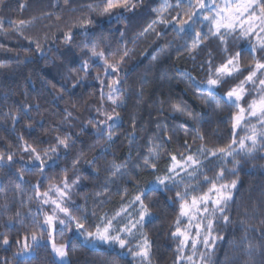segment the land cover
Wrapping results in <instances>:
<instances>
[{
    "label": "trees",
    "instance_id": "obj_1",
    "mask_svg": "<svg viewBox=\"0 0 264 264\" xmlns=\"http://www.w3.org/2000/svg\"><path fill=\"white\" fill-rule=\"evenodd\" d=\"M93 2L94 0H69L65 4V0H0V19L4 21L5 29L10 32L9 35L0 33V46H2L0 62L7 65L0 68V152H4L5 159L9 152L14 153L15 160L10 167H0V241L4 234H7L12 241L11 246H0V264H3L6 257L12 260V254L22 246L25 232H39V229L34 228L33 225L35 219L41 223L44 219L39 211L40 201L35 199L33 186L37 183L40 184V191L44 192L50 184L61 183L64 179V169H67L69 183L80 175V184L73 188L71 198L76 204L86 207L88 216L86 226H90L91 230L99 215L104 213L112 215L148 181L164 174L170 162L167 153H175L178 157L182 152L187 154L184 148L185 140L192 145L194 151L201 143L199 139L193 142L198 126L199 134L205 137L204 142L210 148L224 147L232 139L228 117L234 109L224 105L222 112H214V105L206 107L200 101L202 94L192 86L186 75H182L188 73L197 81H206L209 53L214 65H218L224 59V53L221 51L223 46L218 39L204 40L198 49L189 54L192 35L201 29L206 32V24L197 25L192 35L179 38L171 28L163 29V26L158 25L157 30L162 32L161 36L157 37L154 33H150L146 37L137 39L133 44L134 34L153 18L150 9L158 6L159 2V0H144L143 7L135 14L128 15L127 24L113 20L110 27L105 18L91 29V38L102 41L100 48L114 54L109 56L112 62L118 58V49L122 51L120 46L125 41L128 48L132 49L120 69L122 82L119 87L124 104L116 111L120 113L121 122L114 129L112 147L108 149L106 155L101 156L107 142L106 138H98L91 125H88L82 133L81 128L90 118L105 119L96 112L100 107L101 84L94 79L97 73L103 76V64L97 60L89 76L80 86L73 89L71 86L75 74L73 73L72 79L67 82L65 76L69 75L70 69L78 68L79 62L84 59L81 48L77 47L84 37L77 31L72 45L62 44V31H66L67 26L78 17L87 15L86 5ZM22 3L23 8H21ZM45 13H59L61 19L56 20L55 15L46 17ZM175 14V11L171 13V15ZM33 17L36 20L26 29L25 35L40 40L48 36L51 40L52 33L56 32L58 38L53 47L58 48V51L50 52L47 59H36L34 56L28 62L18 63V60L23 59L26 54L28 41L12 32L8 21H27ZM93 18L101 21L99 17L93 16ZM121 31L125 32L123 39L120 38ZM169 42L172 43V47L161 52V48ZM247 45V41L230 39L229 52L234 54L240 47ZM154 56L157 57L156 60H153ZM250 60L251 56L248 54L242 57L245 65ZM201 65L204 66L203 69ZM243 75H247V72ZM242 78L241 76L237 80H229L220 92L223 93ZM62 87L67 91L61 93ZM103 92L106 97L107 79ZM61 95L63 98H60ZM203 96L206 97L207 94L203 93ZM174 103L186 105V110L194 115L200 114L199 123L185 115L172 112L171 105ZM24 104L30 105L31 110L27 115L20 113L19 120L13 122L8 113L15 114ZM65 109L72 113L68 119H65ZM103 110L106 112L112 110V105L106 99ZM133 118L136 120L134 133L136 139L130 144L127 133L133 131ZM157 125L161 127L157 129ZM66 133L71 135L75 143L67 152L61 149L58 166H49L43 177L38 168L28 170L30 166H26L22 172L17 171L22 165L21 159L27 154L30 155L20 150L24 141L42 151L55 144L57 136L62 138ZM21 135L24 136V141L19 140ZM149 138H153V142L158 143L165 153L157 162V170L142 169L127 184L121 182L119 185H110V192L103 194L104 179L111 164L123 162L129 153L133 160L138 152L141 158L147 155ZM80 153H83V156L79 160L77 170L72 167V161ZM94 157L97 158L98 175L86 163ZM220 167L221 164L217 160H208L203 165L209 177H214ZM227 167H232L231 160ZM238 177L240 183L227 213L231 216L232 222L226 228L222 224L218 225V233L223 235L224 239L217 247L213 257L214 264H245L248 261L246 245L249 240L254 245L260 244L264 247V240L255 231L250 230L247 240L242 239L244 228L240 223L241 220L245 221L251 229L264 228L260 223L264 220V151L257 152L253 158H244L239 166ZM234 178L236 177L226 174L225 181ZM202 179L203 176L197 178V180ZM197 180H192L191 183L195 184ZM117 187L120 191H117ZM124 187L128 189L126 194L123 193ZM208 187V184H203L201 190H206ZM175 191L176 189L173 188L163 195L149 193L146 197V202L153 201L152 208L155 214V219L145 227L152 240V264H173L175 260L176 242L170 238L169 226L175 218L177 206L167 199L169 196H174ZM97 192L102 195L97 196ZM94 207L97 212L96 217L92 216ZM43 211H46V208H43ZM17 212L20 213L19 217L16 216ZM9 216L12 217L11 226H8ZM72 228L73 231L64 238L69 241V264H132L131 256L117 257L110 246L85 245L75 233L74 224ZM44 235L46 239L47 233L45 232ZM18 239L21 241L20 245L16 244ZM116 251L119 249L117 248ZM17 261L19 264H59L51 253L49 245H42L34 255L12 260V264H17ZM249 264H264V256L254 253Z\"/></svg>",
    "mask_w": 264,
    "mask_h": 264
},
{
    "label": "snow or ice",
    "instance_id": "obj_2",
    "mask_svg": "<svg viewBox=\"0 0 264 264\" xmlns=\"http://www.w3.org/2000/svg\"><path fill=\"white\" fill-rule=\"evenodd\" d=\"M68 2L69 0H65V4ZM143 6L144 0H94L93 3L86 5L87 15L78 17L67 26L66 31H62V44L65 46L73 44L77 31L84 37L77 45L81 48V55L84 56V59L79 62L78 68L70 69L69 75L65 76V82H67V80L72 79V74H75L71 86L73 89L80 86L89 76L93 64L97 60L103 64V76L97 73L94 79L101 84L100 107L96 109V112L98 115L104 116L105 119L90 118L81 128L82 133L88 125H91L98 138H106L107 142L101 156L106 155L108 149L112 147L114 129L121 122L120 113L116 111L124 104L119 87L122 82L120 69L132 49L128 48L127 41H125L120 46L122 51L118 49V58L112 62L109 60V56L114 54L100 48L102 41L91 38V29L105 18L110 27L113 20L127 24L128 15L135 14ZM23 7L24 4L22 3L21 8ZM173 11H175V15H171ZM150 12L153 14V18L134 34L133 44L136 43L137 39L146 37L150 33H154L157 37L161 36L162 32L157 30L158 25L163 26V29L171 28L179 38L192 35L197 25L206 24V32L201 29L192 35V43L188 48L189 54L198 49L204 40L218 39L220 45L223 46L221 51L224 53V59L218 65H214L211 53H209L206 81H197L188 73H182V75H186L192 86L202 94L200 101L206 107L214 105V112H222L224 105L234 109L228 117L231 123L232 139L224 147L210 148L204 142L205 137L199 134L198 126L193 142L199 139L201 143L194 151L192 145L185 140L184 148L187 154L182 152L178 157L175 153H167L170 162L164 174L148 181L127 203H122L121 207L112 215L106 213L99 215L91 230L90 226H86L88 221L86 207L76 204L71 198L73 188L80 184V175H77L69 183L67 169H64V179L61 183L50 184L44 192L40 191V184L37 183L33 187L35 199L40 201L39 211L43 214V223L38 219L33 221L34 228L39 229V232H25L24 243L12 254V260L34 255L42 245H50L51 253L56 261L59 264H69L67 259L69 241L64 238L73 231L72 225L74 224L75 233L83 237L88 245L110 246L117 257L131 256L132 264H152V240L145 231V227L152 219H155V214L152 208L153 201L148 200L146 202V197L149 193L163 195L174 188L176 189L175 195L167 197L170 203L177 206L175 218L169 226L170 238L176 242L174 249L176 256L173 264H214L213 257L219 243L224 239V236L218 233V225L222 224L226 228L232 222L231 216L227 213L235 199V191L240 183L239 166L244 158H253L257 152L264 151V55H261L264 54V0H174V2L173 0H159L158 6L152 7ZM44 15L46 17L55 15L56 20L61 19L59 13H45ZM93 16L101 18V21L94 19ZM35 20L36 18L33 17L27 21H8L11 31L28 41V48L25 49L26 54L23 59L18 60V63L28 62L34 56L36 59H47L50 52L58 51V48L53 47L58 38L56 32L52 33L51 40L48 36L40 40L25 35L26 29L31 27ZM58 31L60 30L58 29ZM0 33L10 34L9 30L5 29L2 19H0ZM124 35L125 32L121 31L120 38L123 39ZM230 39L247 41L248 45L240 47L238 51L231 54L228 47ZM46 45L48 46L46 47ZM170 47H172L171 42L165 44L161 48V52ZM245 54L251 56V60L246 65L242 62V57ZM156 59L157 57L154 56L153 60ZM6 66L5 63L0 62V68ZM203 67L201 65L202 69ZM244 72H247V75H243ZM113 76L116 78L112 79ZM241 76L242 79H238V82L232 84L223 93L220 92V89L229 80H237ZM105 79H107L108 88L106 97L103 92ZM66 91V88H61V93ZM203 93H206L207 96L204 97ZM249 96H252V99L248 100L245 106L244 101ZM60 98H63L62 95ZM105 99L112 105L111 112L103 110ZM30 110L31 106L24 104L17 109L15 114L9 112L8 115L13 122H17L20 113L27 115ZM171 111L185 115L199 123L200 114L194 115L187 111L186 105L174 103L171 105ZM65 113V119L72 115L67 109H65ZM251 121L255 122L250 123ZM132 125L133 131L127 133L130 144L136 139L134 135L135 118H133ZM160 127L157 125V129ZM240 129L244 130L245 135L237 139ZM55 139V144L41 151L24 141L23 135L19 136V140L24 141L20 150L30 153V155L29 159L17 171L22 172L26 166H30L28 170L38 168L43 177L49 166H58L57 161L60 158L61 149L67 152L75 141L67 133L62 138L57 136ZM148 143L147 155L142 158L138 152L135 160H133L131 153H129L123 162L111 164L104 179L103 194L110 192V185H119L121 182L127 184L142 169L157 170V162L165 153L158 143L153 142V138H149ZM82 156L83 153H80L72 161L74 169H77ZM96 159L94 157L86 163L98 175ZM208 160H217L221 164L220 170L216 172L214 177H209L203 168L204 163ZM229 160L232 164L230 168L227 167ZM14 163V153L9 152L5 159L4 152H0V167H10ZM226 174L236 178L225 181ZM200 176H203V179L197 180ZM192 180H197V182L193 184L191 183ZM203 184H208L209 187L206 190H201ZM117 191H120L119 187H117ZM127 191V187H124L123 193L126 194ZM96 195L100 196L102 193L97 192ZM100 203L102 204L103 201ZM44 206L51 207V212H44ZM96 215L97 212L94 207L92 216L96 217ZM16 216L19 217L20 213L17 212ZM8 221V226H11V216H9ZM240 223L244 228L242 239L247 240L251 230L257 232L260 238L264 240V228L251 229L245 221L241 220ZM260 223L264 225V220H261ZM25 227L27 228V225ZM45 232L47 233L46 245ZM11 243L9 236L4 234L0 246H11ZM16 244L20 245L21 241L16 240ZM117 248L119 251H116ZM246 252L248 261L245 264H249L254 253L264 256V247L260 244L254 245L249 240L246 245ZM12 260L6 257L3 264H12Z\"/></svg>",
    "mask_w": 264,
    "mask_h": 264
},
{
    "label": "rangeland",
    "instance_id": "obj_3",
    "mask_svg": "<svg viewBox=\"0 0 264 264\" xmlns=\"http://www.w3.org/2000/svg\"><path fill=\"white\" fill-rule=\"evenodd\" d=\"M252 99V96H249V97H247V99L244 101V104H245V106L247 105V102H248V100H251ZM255 121H251L250 123H254ZM243 135H245V132H244V130L243 129H240V130H238V135H237V139H239V137L240 136H243ZM27 155H29V154H27ZM24 156L23 157V159H21V162H22V164L24 163V162H26L28 159H29V156ZM230 161V160H229ZM218 162V161H217ZM220 163V162H219ZM44 208H46V211H44V212H48V213H50L51 212V207H49V206H44ZM78 235V234H77ZM78 237L81 239V241L85 244V245H87V246H89V247H94V246H92V245H88L85 241H84V239H83V237H81V236H79L78 235ZM24 243V240L22 241V244ZM45 243H47V238L45 239ZM96 246V245H95ZM49 247H50V245H49ZM50 249H51V247H50ZM31 256V255H30ZM54 256V255H53ZM55 258V257H54ZM56 259V258H55ZM67 259H68V261H69V256L67 257Z\"/></svg>",
    "mask_w": 264,
    "mask_h": 264
},
{
    "label": "water",
    "instance_id": "obj_4",
    "mask_svg": "<svg viewBox=\"0 0 264 264\" xmlns=\"http://www.w3.org/2000/svg\"><path fill=\"white\" fill-rule=\"evenodd\" d=\"M119 125V124H118Z\"/></svg>",
    "mask_w": 264,
    "mask_h": 264
}]
</instances>
